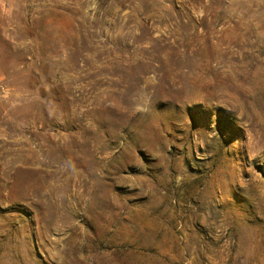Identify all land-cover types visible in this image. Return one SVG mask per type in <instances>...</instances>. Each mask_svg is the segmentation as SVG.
<instances>
[{
	"label": "rangeland",
	"instance_id": "obj_1",
	"mask_svg": "<svg viewBox=\"0 0 264 264\" xmlns=\"http://www.w3.org/2000/svg\"><path fill=\"white\" fill-rule=\"evenodd\" d=\"M0 264H264V0H0Z\"/></svg>",
	"mask_w": 264,
	"mask_h": 264
}]
</instances>
